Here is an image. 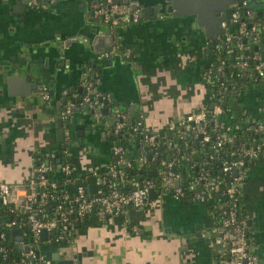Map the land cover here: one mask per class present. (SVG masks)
Masks as SVG:
<instances>
[{
	"label": "crops",
	"instance_id": "obj_1",
	"mask_svg": "<svg viewBox=\"0 0 264 264\" xmlns=\"http://www.w3.org/2000/svg\"><path fill=\"white\" fill-rule=\"evenodd\" d=\"M139 2L151 5L155 1ZM193 2L182 0L180 8L201 9V0ZM93 4L91 0H51L45 7H34L19 0H0V182L23 183L33 169L36 152L60 148L59 91L65 86L71 89L78 70H72L73 60L70 69L53 55L45 62L44 49H52L51 39L83 36L79 58L85 61L104 56L107 38L113 35L110 53L117 56L112 64L102 65L99 89L111 98L113 94L121 106L132 103L128 116L140 114L147 130L162 131L183 114L210 105L211 87L204 72L212 63L214 45L204 27L197 26L194 12L174 16L157 11L111 28L94 14ZM95 34L102 36L94 43ZM38 73L41 81L31 87L26 76ZM42 84L49 86L48 101L41 95ZM228 120L264 122V84L240 91L231 101ZM66 126L70 134L67 154L75 165V176L81 179L88 167L99 168L109 157L104 124L75 110ZM246 171L241 202L253 249L264 260V154ZM151 198L144 208L103 221L89 218L74 226L69 241L44 243L40 251L53 264L55 252L73 259L74 264H215L219 230L207 206L190 197L175 200L167 192ZM21 232L16 237H25L24 229ZM6 245L13 243L8 239ZM16 251L11 258L17 257Z\"/></svg>",
	"mask_w": 264,
	"mask_h": 264
},
{
	"label": "built area",
	"instance_id": "obj_2",
	"mask_svg": "<svg viewBox=\"0 0 264 264\" xmlns=\"http://www.w3.org/2000/svg\"><path fill=\"white\" fill-rule=\"evenodd\" d=\"M48 1L51 0H28L27 2L34 7H45ZM231 8L228 26L237 24V27L227 29V24L222 21L224 32L216 35L214 49H219L223 44L227 47L235 46L239 49L234 57L237 67L243 69L247 66L248 59L255 60V69L258 75L263 77L264 59L259 49L264 46V19H250L251 11L243 8L238 1L233 2ZM94 14L111 28L119 23L137 22L141 18L139 7L114 0H102L97 3ZM250 41L253 45L257 44L259 48L246 53L243 49ZM228 50L231 49L228 48ZM222 66L223 60H219L217 70L220 71ZM95 76L96 70L93 65L86 64L80 75V84L83 89L79 96L82 99L80 111L90 116L93 122L102 120L105 136L110 132L107 122L114 124L112 132H118L127 119V109H132L133 104L121 106L108 94H102L94 86ZM204 76L207 81L212 78L211 66L205 70ZM217 76L218 74L215 75ZM67 90V88L63 89L62 94L67 93ZM40 92L42 97L48 101L50 95L45 84L40 86ZM209 104L211 107L205 105L183 114L175 123H170L162 131L147 130L143 125L141 115L138 114L133 129L141 135L142 145H148L152 153H147L142 145L139 148L134 143L128 147L119 143L110 144L109 157L104 164L99 168L88 167L83 177L79 179L75 176L73 162L62 159L63 152L67 154L70 142L66 122L70 120L78 105L75 92H68L59 115L63 128L60 148L46 153L36 152L33 169L23 183L0 182V206H6L15 213L18 210L26 213L25 219L11 218L7 225L12 229L17 226L21 229L23 225H27L30 232V237L24 230L26 238L22 235L18 238L12 235V229L9 234H6L0 226V261L4 260L6 264H53L50 257L41 253L42 244H61L69 241L74 226H76L75 223L86 222L89 218L103 221L105 218L133 208H144L152 199L149 190L153 188L154 198L167 192L175 200L190 197L207 206L213 225L219 230L216 239L220 247L215 264H264V260L253 249L248 215L241 202L242 185L246 180L248 167L245 160L246 158L255 160L260 154H264V137L261 136L264 122L246 120L233 123L228 120L230 109L227 113L226 124L221 119L225 116L221 103L217 100H210ZM103 108H106L105 112ZM209 123L215 124V128H220L213 137L208 130ZM237 128L254 133L258 141L251 143L246 140L242 141L239 147L226 149L220 159L217 173H211L205 167L207 163L205 159H193L189 163L190 157L186 154L156 159L157 147L163 142L165 146L178 152L180 150L178 140L187 131L198 135L197 147L202 142L210 141L214 152L218 153L226 143L233 142ZM167 135L175 137L173 139L171 136L172 139H168ZM231 153H236V155L230 158ZM37 154H42V156H37ZM57 157L61 158L59 163L56 162ZM213 157L214 153H211L209 158ZM155 162L157 168L151 167L150 165ZM180 164L183 165L184 170H179L178 165ZM191 166L196 167V173L191 171ZM54 168L62 174H68V181H71L72 185L65 189H58L55 180L49 181L47 174ZM139 169L154 170L159 181L150 177V174L140 178H130L129 171ZM43 229L46 232L44 239L41 236ZM125 230L127 231V228ZM11 237L13 240L9 242L13 245L8 247L6 241ZM14 244L21 246L19 251L15 250L17 248ZM15 251L17 257L11 258ZM0 264L5 263L0 262Z\"/></svg>",
	"mask_w": 264,
	"mask_h": 264
},
{
	"label": "trees",
	"instance_id": "obj_3",
	"mask_svg": "<svg viewBox=\"0 0 264 264\" xmlns=\"http://www.w3.org/2000/svg\"><path fill=\"white\" fill-rule=\"evenodd\" d=\"M228 48L231 50L229 51ZM264 46H262L259 49V52L262 55V58L264 59ZM254 45L250 41L246 44V47L243 49V51H246V53H249L251 51H254ZM242 51V52H243ZM239 52V49L236 48L233 45L230 46H223L221 45L219 49H214L213 51V58L211 66V76L212 78L208 81V85L211 87V96L210 100H217L221 103L222 107L224 108L223 115L225 114L224 118H221L222 121H224L227 124V113H229V110L231 109V101L234 97L238 96L239 92L244 90L247 87L258 85V84H264V76H259L257 70L255 69V60H249L248 64L245 68L240 69L235 64V55ZM219 60H223V66L220 71L217 70L216 66L218 64ZM88 64V63H87ZM92 64V63H90ZM93 65V64H92ZM96 68L95 66H93ZM238 73V74H237ZM218 74L217 77L215 75ZM118 103L117 101H115ZM119 104V103H118ZM123 106V105H122ZM137 116L129 115L127 116V119L125 120V124L119 129L118 132L114 133L112 132L114 124L111 122H107V127L110 129L109 134H106L104 136L106 143L113 144V143H119L125 147L130 146L132 143L137 145L139 148H141L142 143L140 142L141 135L136 132L133 127L135 126ZM102 121V120H101ZM208 130L211 133L212 137L215 135V132L219 131L220 128H215V124L209 123ZM174 139V135H171ZM171 136H168V139ZM198 139V135L194 134L193 132L187 131L181 139L178 140L180 145V150L177 152L175 149L165 146V143H161L157 147V155L156 159L158 158H171L173 156H179L181 154H186L190 157L189 163L192 162L193 159L202 158L207 161L205 163V167H207L211 173H217L220 165V159L222 158L223 153L225 150L230 149L231 147H239L240 143L242 141H248L251 143H256L258 141V137L255 136L254 133H250L247 131H242L240 129L235 130V136L232 143H226L224 145V148L216 153L214 152L212 142H202L200 143V146H196V142ZM143 146V145H142ZM144 150L149 151V146L144 145ZM152 153V152H151ZM211 153H214L213 158H209V155ZM236 153H231L229 157L235 156ZM37 156H42V154H37ZM112 159V155H110ZM63 160H70L68 154H65V152L62 154ZM246 166L250 165L254 160L250 158H246ZM153 168H157V163L155 162L153 165H150ZM179 170H184L183 165H178ZM148 169H139V170H133L129 171L130 178H140L141 176L149 175L147 173ZM191 171L193 173H196V167L191 166ZM150 177L154 178L157 182L158 176L156 174H150ZM47 178L49 181L55 180L57 182V188H63L72 185L71 181H68V174H62L57 169H53L47 174ZM12 212L10 211L6 206H0V226L4 231H6V234H9L12 227L7 225V222L11 218H23L25 219L26 213L23 211H16ZM78 223H75V225H78ZM27 235L30 237V232L28 231V226L23 225L22 227ZM55 236V234H53ZM8 241V240H7ZM6 241V243H7ZM5 262L4 260L0 261Z\"/></svg>",
	"mask_w": 264,
	"mask_h": 264
},
{
	"label": "water",
	"instance_id": "obj_4",
	"mask_svg": "<svg viewBox=\"0 0 264 264\" xmlns=\"http://www.w3.org/2000/svg\"><path fill=\"white\" fill-rule=\"evenodd\" d=\"M28 0H19V3H26ZM102 0H91V3L95 2L94 7L92 9L95 8V5H97V3H99ZM117 2H126V3H130L133 7H139L140 8V16L143 17L145 16L147 13H153V12H157L160 11L162 12V14H166V15H174V16H181V15H187V14H192L193 12L196 14L195 15V20H196V24L197 26H202L204 27L205 30V35L207 37H209L210 39V45L212 46L215 41H216V35L223 33L224 32V27L220 26L222 21H225V23L227 24V26L230 24V14H231V4L235 1H238V3H240L242 5L243 8L249 9L251 11L250 14V19H257V18H262L264 19V0H201L202 2V7L201 9L192 7L188 10H183L180 8V2L182 0H154L155 2L152 5V8H150L149 6L151 5H144L142 3L139 2V0H114ZM193 1H200V0H190V3H192ZM194 3V2H193ZM94 11V10H93ZM188 23H191L192 20L188 19L187 20ZM235 27H237V24H234ZM108 34V33H105ZM102 35L100 34H95L94 35V43H95V39L101 37ZM104 37H106L104 35ZM108 39V44L107 47L105 48L106 54L104 56H93L91 59H86L84 61V58H79L81 55V50L83 51V36H75V37H71V38H66L65 40H56L55 39H51L50 42L51 44L49 46L52 45V49L50 47H45L44 49V53L46 54V60L47 64L49 61V56L53 55L54 60L57 61V63H63L66 64L69 68H70V61L73 60V64L71 65L72 70H78V80L77 82H75L73 84V86H71L70 90H75L77 89V91L79 90L80 92V86L78 87L77 84L80 81V75L81 72L84 70L85 68V64L86 63H92L93 66H97L98 68L96 69L97 74H96V78L99 80H96L94 83V86L96 89H98L102 94H105L104 91L100 90L99 87L101 86V80H102V74H101V70H102V65H104V63L107 64H112L111 62H113L116 59L117 55L111 54L110 51L112 50V45H113V35H111L110 38ZM75 42V43H73ZM74 44H78L76 45V47H74ZM224 46V44H223ZM91 48V47H89ZM255 49H258L259 46L257 44L254 45ZM264 50V48H263ZM79 58V60H75ZM29 59H33V56L30 54V58ZM31 61V60H30ZM85 62V63H84ZM70 68V69H71ZM40 73L36 74L35 76H31L29 74V76H26V81L30 83V85H32L31 87H37V84L40 83ZM57 77V74H56ZM101 79V80H100ZM67 88L62 87L61 90L59 91L60 96L62 95V91L63 89ZM31 90V89H30ZM30 92V91H29ZM28 92V93H29ZM27 94V93H26ZM113 100H119L117 98H115L113 96V94L111 95ZM63 99V98H62ZM81 97H79L77 99V103L78 105L76 106L75 110H80V103H81ZM65 100H62V103ZM209 107H211V105H209ZM62 109V105H58L57 106V112L56 115L59 116L60 115V111ZM103 111H106V108H103ZM58 124L60 125V127L57 129V134H58V140L62 141L63 140V128L61 126L62 124V120L60 117L57 118ZM59 153L61 154V150H59ZM61 158L57 157L56 158V162H60ZM147 173L149 174H155L154 170H148ZM235 173V171H234ZM149 195L150 197H154L155 195V191L153 188H150L149 190ZM16 234H21V229L19 227H14L12 229V235H16ZM41 236L44 239L46 236V232L43 229L41 231ZM13 237H11L9 239V241H12ZM14 247H19L21 248V246H19L18 244H14ZM38 253V252H37ZM53 259L56 260V264H74L73 263V259H68V258H63L61 256H59L58 252H55L53 254Z\"/></svg>",
	"mask_w": 264,
	"mask_h": 264
},
{
	"label": "flooded vegetation",
	"instance_id": "obj_5",
	"mask_svg": "<svg viewBox=\"0 0 264 264\" xmlns=\"http://www.w3.org/2000/svg\"><path fill=\"white\" fill-rule=\"evenodd\" d=\"M46 86H47V88L49 89V86H48V85H46ZM79 86H80V87H79ZM78 87L80 88V92H79V90L77 91V89H75V90L73 91V90H70L69 88H67V89H68V90H67V93L62 94L61 97H62L64 100H66L67 95H68V92L71 91V92H75V94H76V98L78 99L79 96L81 95L82 91H83L82 86H81V84H80V81H79V85H78ZM48 93L50 94V90H48ZM63 99H61V100H63Z\"/></svg>",
	"mask_w": 264,
	"mask_h": 264
},
{
	"label": "rangeland",
	"instance_id": "obj_6",
	"mask_svg": "<svg viewBox=\"0 0 264 264\" xmlns=\"http://www.w3.org/2000/svg\"><path fill=\"white\" fill-rule=\"evenodd\" d=\"M97 127V126H96ZM95 129V128H94ZM89 131H91V130H89ZM92 132V131H91ZM261 136H263V131L261 132ZM206 222V221H205ZM205 222H203V223H205Z\"/></svg>",
	"mask_w": 264,
	"mask_h": 264
}]
</instances>
